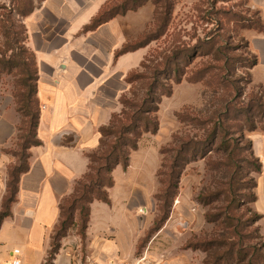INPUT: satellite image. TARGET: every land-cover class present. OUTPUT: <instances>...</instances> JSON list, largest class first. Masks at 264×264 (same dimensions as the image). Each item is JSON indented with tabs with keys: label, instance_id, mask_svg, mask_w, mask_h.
I'll return each mask as SVG.
<instances>
[{
	"label": "crops",
	"instance_id": "obj_1",
	"mask_svg": "<svg viewBox=\"0 0 264 264\" xmlns=\"http://www.w3.org/2000/svg\"><path fill=\"white\" fill-rule=\"evenodd\" d=\"M108 1L44 0L24 19L26 47L37 63V133L42 145L30 149L29 171L21 175L10 216L1 224L0 264L16 260L47 264L51 236L59 223V205L87 173L88 155L99 149L100 129L121 112L120 99L130 89L126 78L145 59L148 47L116 56L146 28L147 22L141 25L144 7L84 32ZM249 7L264 22V0H249ZM243 37L258 60L251 70L252 82L264 88V31L244 30ZM20 123L12 98L0 97V210L6 191L5 171L11 162L3 149L11 145ZM260 138L264 140L261 135L251 138L262 164L261 174L254 176L257 200L253 210L262 216L258 225L264 242V141L258 149L254 144ZM138 150L131 155L129 171L121 166L113 171L109 203L91 204L86 242L71 229L60 242L53 264H203L204 253L183 249L197 214V208L185 199L138 249L156 217L159 190H149L142 183L145 176L130 171ZM184 222L187 230L180 228ZM203 223L206 225L205 220Z\"/></svg>",
	"mask_w": 264,
	"mask_h": 264
},
{
	"label": "trees",
	"instance_id": "obj_2",
	"mask_svg": "<svg viewBox=\"0 0 264 264\" xmlns=\"http://www.w3.org/2000/svg\"><path fill=\"white\" fill-rule=\"evenodd\" d=\"M43 1L16 0L17 15L24 21ZM147 1L109 0L85 26L84 32L93 31L128 12H136ZM152 1L156 7L153 26L124 44L117 51V57L168 37L173 4L169 0ZM258 16L256 12L251 24H242L240 29L263 32L264 23ZM2 32L7 39V50L14 58L0 60V74L14 68L24 76L16 83L14 98L16 111L21 116L17 140L21 149L27 151V162L22 169L9 173L1 202L0 227L10 216L21 175L29 171L30 149L42 145L37 133L40 105L35 56L24 44L27 34L21 42L10 29L4 28ZM218 40H198L197 45H190L173 39L167 48L149 54L140 69L127 76L130 89L120 99L121 112L114 114L109 125L100 129L99 149L88 155L87 173L59 205V223L51 236L47 264H53L60 242L71 229H76L83 244L86 242L91 204L94 201L109 203L108 190L114 186L113 171L118 166L126 171L132 153L139 149L144 136L158 133L162 100L171 97L174 87L183 82L206 85L215 93L217 104L207 115L188 111L176 114L178 121L195 133L175 135L171 143L160 149L162 162L157 171L160 188L155 195L157 214L138 249L141 250L170 218L186 168L198 159H205L211 180L199 192L196 201L206 210L204 219L213 229L191 237L183 249L204 253L203 264H264V242L258 225L262 216L251 208L257 200L254 176L261 174L262 164L245 135L258 129L264 131V98L251 95L246 102L245 95L247 86L252 83L251 70L258 60L249 51L248 42L243 44L246 51L240 54L241 46ZM198 57L208 59L197 65Z\"/></svg>",
	"mask_w": 264,
	"mask_h": 264
},
{
	"label": "rangeland",
	"instance_id": "obj_3",
	"mask_svg": "<svg viewBox=\"0 0 264 264\" xmlns=\"http://www.w3.org/2000/svg\"><path fill=\"white\" fill-rule=\"evenodd\" d=\"M169 1L173 4L171 22L168 31L169 35L166 40L162 39L158 43H151L148 46L145 58L154 51H160L167 48L169 45L168 43L173 39L189 43L190 45H197L198 40L212 42L219 38V42H226L227 44L232 43L233 45L241 46L240 54L246 51L243 44L248 41L243 37L244 30L242 31L240 26H242V24H251L250 20L254 18V14L257 12L249 7V0ZM36 3L37 1L34 2L35 5ZM143 7V19L141 25L147 22V26L144 30L143 28H140V30H143L144 32L153 26L156 7L152 0H148ZM25 8L28 9L29 6L26 5ZM16 11V0H0V60L4 59L7 61L14 58L11 51L7 50V39L2 32L4 28L10 29L13 34L18 36L21 42L25 41L26 33L24 21L17 15ZM258 17H260V15ZM141 34H139V36ZM134 40L135 39L132 41ZM24 44L26 45V42H24ZM249 51L251 52L250 46ZM207 59V57H198L196 60L197 65L207 61ZM13 60L14 59H12V61ZM31 61L32 60H30V62ZM139 69L140 67L138 66V70ZM23 78L24 76L21 75L18 70L14 68L5 69L0 74V97L4 98L10 96L16 106L14 98L16 83ZM245 95L246 102L251 95H256L258 97L262 96L264 98V88L261 86H255L252 82L247 86ZM216 104L217 98L215 93L206 85L183 82L180 85L175 86L173 89V95L169 98H163L160 105V128L158 133L156 135L144 136L140 144V149L134 154L130 171L135 174H143L145 180L142 181V183L144 182L149 190L155 188L159 189L160 182L158 180L157 170L160 169L162 162L160 149L171 143L175 135H181L186 132L192 134L195 133V130H192L186 124L179 122L176 114L181 111H188L195 115H207L214 110ZM17 134L18 127L16 136L11 141V145L8 148L3 149V153L8 155L11 161L7 165V170L5 171V183H7L9 173H11L12 170L17 168L22 169L27 162V151L22 150L19 146ZM245 135L247 140L251 141L253 136L261 135L264 138V131L258 129L251 133L245 132ZM263 141L264 140L260 138L254 142L257 149L262 146L261 142ZM127 171H129V169H127ZM210 180L211 172L206 167L205 159H198L197 162L191 163L181 177L178 196L174 202L172 211L182 199L191 201L194 207L197 208V214L194 213L196 216H194L192 225L189 229L191 237L209 233L213 229L212 225L207 223L206 225H203L206 210L196 201L197 195L203 187L210 183ZM251 208L253 209V204L251 205ZM180 228L181 230H187L188 224L186 225V222H184L183 225H180Z\"/></svg>",
	"mask_w": 264,
	"mask_h": 264
},
{
	"label": "built area",
	"instance_id": "obj_4",
	"mask_svg": "<svg viewBox=\"0 0 264 264\" xmlns=\"http://www.w3.org/2000/svg\"><path fill=\"white\" fill-rule=\"evenodd\" d=\"M15 254H19V251H15ZM14 264H20V262H19L18 260H16V261L14 262Z\"/></svg>",
	"mask_w": 264,
	"mask_h": 264
},
{
	"label": "water",
	"instance_id": "obj_5",
	"mask_svg": "<svg viewBox=\"0 0 264 264\" xmlns=\"http://www.w3.org/2000/svg\"><path fill=\"white\" fill-rule=\"evenodd\" d=\"M187 225V224H186Z\"/></svg>",
	"mask_w": 264,
	"mask_h": 264
}]
</instances>
